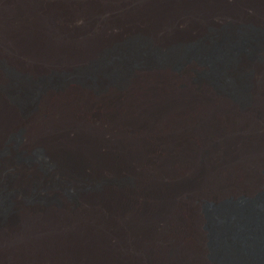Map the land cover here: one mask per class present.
Returning <instances> with one entry per match:
<instances>
[{
  "label": "bare ground",
  "instance_id": "1",
  "mask_svg": "<svg viewBox=\"0 0 264 264\" xmlns=\"http://www.w3.org/2000/svg\"><path fill=\"white\" fill-rule=\"evenodd\" d=\"M214 21L230 28L217 30L206 59L235 78L229 88L194 77L207 69L197 50L180 67L174 55L128 67L135 35L169 51L205 41ZM245 28H264V0H0V61L30 83L101 67L97 88L48 84L25 113L13 93L24 97L28 83L14 92L0 74V149L26 129L18 151L44 148L52 165L49 174L11 168L25 180L63 177L75 193L49 188L54 200L42 204L14 194L11 217L0 220V264H215L201 205L239 199L217 209L220 263L264 264V46ZM115 47L126 56L104 63ZM250 48L258 59L245 58ZM112 70L124 71L121 82ZM230 91H244L246 103ZM78 175L104 183L85 189Z\"/></svg>",
  "mask_w": 264,
  "mask_h": 264
},
{
  "label": "rangeland",
  "instance_id": "2",
  "mask_svg": "<svg viewBox=\"0 0 264 264\" xmlns=\"http://www.w3.org/2000/svg\"><path fill=\"white\" fill-rule=\"evenodd\" d=\"M218 27L208 26L206 27L205 34L206 39L205 41L201 42H189L187 44L181 45V46H175L169 51H163L159 49H152V47L149 45V43L143 39L140 35H135L134 37L130 38L127 43H130L132 46V50L129 53L131 56V61L129 62L128 67L135 66L140 58L149 57L151 60H153L155 63H165L168 61V58L172 55H174V58L172 57L171 63L175 67H180L184 61L188 58V54L192 50H197L200 52H203L202 59H199L200 63L205 65L207 67L206 71H199L195 73L196 79H203L207 78L210 80H213V82L218 85L225 88H229L228 83L236 84L235 78L232 77V75L228 74H220L216 72L215 68L212 69L210 65H212L207 58V53L210 51H207V48H211L210 44H208L213 37L218 32H223L225 34L228 29L230 28V25H228L226 22L221 21H214ZM218 30V32H217ZM240 33H246L249 34L247 36L253 37V42L256 44L257 48H260L264 46V28L263 29H253V28H245L240 30ZM253 35V36H252ZM238 41V39H236ZM216 49V48H214ZM248 52L245 55V58L247 59H258L255 50L250 48L247 49ZM121 51L118 50V47L114 48V51L108 53V55L104 58V63L112 64L114 61H117L119 59L124 58L126 55H121ZM124 53V52H122ZM230 61L235 58L236 53L231 54ZM136 56V57H134ZM134 57V58H133ZM234 61V60H233ZM235 62V61H234ZM234 64V63H233ZM100 66V65H99ZM204 66V67H205ZM101 68V67H100ZM99 68V69H100ZM99 69L96 71V68L89 69V70H82L78 69L74 71L73 73H65L62 75L55 74L51 77H48L46 79H43L39 82H33L30 83V79L27 77L21 76L19 73H17L13 68H11L7 61H0V74L3 75L6 79H8L9 84L8 87L14 92H17L16 85L23 86L26 85L25 93L23 94L24 97L19 96L17 93H13V97L17 104L21 107L22 112H28L33 108L34 101L36 100L37 94L45 89L48 84L53 85H60L61 82L66 81H74V80H85L90 83V85L96 86V75L99 74ZM215 70V71H214ZM225 72V71H224ZM241 73V74H240ZM238 74L240 82L242 85L247 86L248 85V76L249 73L247 71H242ZM124 71L122 73L115 72L114 70L110 71L109 79L110 81L117 83L121 82L120 80L123 77ZM122 76V77H121ZM102 87H99V89H102ZM22 93V92H21ZM232 95L236 97L238 101L241 103H246L247 101V94L244 91H241L238 94H235L234 91H230ZM26 100V101H25ZM26 129H14L8 133V136L6 138L7 145H4L0 149V158L8 157V162L2 166H0V173H2V185L0 189V197L2 198L1 201V209L4 210V213L0 214V220H5L11 217L13 213V206L12 200L14 197V194H19L22 198V200L25 203H48L49 201H53L51 197H49L45 191L49 188H60L64 191V193L67 195L68 198L74 199L75 193L74 191L66 184L61 181L63 177L57 178L52 183H43V180L38 181L34 178L24 179V177L21 175V173H18L16 170H13L11 165H15L18 167H33L35 166L39 171H41L43 174H49L52 170L51 163L47 160L45 156V149L41 147H35L33 148L32 152L30 154H24L21 151H18V146L23 143L26 136ZM15 149V150H13ZM4 170V171H3ZM37 170V171H38ZM40 173V175L43 178V174ZM83 175H78L77 183H79V187L85 188V189H91V188H97L99 187V184H103L104 182H92L88 184H83L84 179L82 178ZM51 178H55L53 174H51ZM45 181V180H44ZM121 184L127 183L125 180L120 181ZM12 197V198H11ZM11 199V200H10ZM244 203V199L234 200L230 202L223 203L221 205H214L209 202H203L201 205V209L203 214L206 217L207 220V231H208V244L210 249V256L215 264H221V254H220V222H219V216L217 215V209L221 206H229L230 204H239Z\"/></svg>",
  "mask_w": 264,
  "mask_h": 264
}]
</instances>
